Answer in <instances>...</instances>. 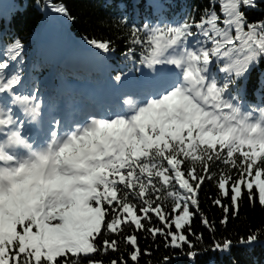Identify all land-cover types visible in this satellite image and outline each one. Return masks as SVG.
<instances>
[{"label":"snow or ice","instance_id":"obj_1","mask_svg":"<svg viewBox=\"0 0 264 264\" xmlns=\"http://www.w3.org/2000/svg\"><path fill=\"white\" fill-rule=\"evenodd\" d=\"M218 2L222 20L210 7L198 20L131 28L125 59L135 63L139 47L149 69H179L172 83L142 98L125 95L124 111L73 119L63 135L64 120L50 115L42 143L29 142L23 126L41 124L45 102L18 67L9 72V60L23 54L20 39L7 46L0 61V264H104L99 257L109 253L117 255L108 264H139L151 254L141 249V234L163 238L166 247L187 245L195 258L189 234L203 240L195 222L217 231L202 208L206 184L222 225L242 204L264 208V107H242L237 85L264 59V19L250 21L242 10L257 0ZM49 7L68 15L63 4ZM197 35L202 40L189 46ZM87 43L99 54L114 51L110 41ZM212 58L223 60V81L208 77ZM112 79L118 88L126 77ZM213 247L227 251L231 241Z\"/></svg>","mask_w":264,"mask_h":264},{"label":"trees","instance_id":"obj_2","mask_svg":"<svg viewBox=\"0 0 264 264\" xmlns=\"http://www.w3.org/2000/svg\"><path fill=\"white\" fill-rule=\"evenodd\" d=\"M10 3L12 0H0ZM23 8L20 10L15 7L14 13H11L12 30L16 38L20 39L23 44V52L25 47L31 43L32 38L28 39V35L41 18V13L48 10L53 13L54 17H58L54 22L57 29L59 26L65 28V33L69 35V39H80L83 44L90 39L110 41L112 49L111 59L126 60L123 56L128 49L130 40V30L126 22L122 23L120 17L130 16L133 12H138L139 20L149 15V11L157 7V0H13ZM132 2V3H131ZM164 2L172 4L179 8H188L192 10V16L197 20L202 12L210 7H214L217 15L223 19V14L219 9V2L213 5L210 0H164ZM63 4L68 9V15L53 11L49 4ZM129 5L130 11L126 10ZM119 6V7H118ZM179 10V9H178ZM177 10V11H178ZM246 17L251 20L264 19V0H257V7L248 9L242 6ZM128 17V18H129ZM127 18V19H128ZM138 25L139 22H132ZM223 26L222 24L220 25ZM35 30V29H34ZM6 32V33H8ZM76 36V37H75ZM58 35L50 36L49 43L55 48H64L61 40H57ZM10 41V40H9ZM12 42V41H11ZM5 39H0V52L4 49L7 51V46L11 43ZM91 46V45H89ZM137 47V53L139 51ZM40 52L35 53L36 57H40L48 62H54V52L50 47L39 48ZM47 54V55H46ZM23 55V54H22ZM20 56L17 62L24 60V56ZM81 57L80 61H74L71 64L64 57L62 60V68L69 72H82L85 64L91 66L88 61H85V56L78 54L75 59ZM263 66V65H262ZM264 67V66H263ZM264 70V69H262ZM249 80L246 87L251 90L256 88V76L254 70L250 72ZM253 88V89H252ZM211 189V191H210ZM214 188L206 184L204 192L201 193L202 208L208 215L209 219L216 223L217 231L212 232L202 226L197 220L194 225V231L197 234H203V240H197L196 236L189 234V240L195 245L194 251H198L195 258H189L186 253L189 251L187 245L183 247H166V242L163 238L153 240L151 236L145 238L141 234L139 244L141 249H149V254H142L139 264H264V208L258 204H242L240 214L236 218H230L225 225L219 223L221 210L211 206L205 198L206 194L211 195ZM227 203V201H225ZM131 231V229H128ZM257 234V239L254 242H247L249 234ZM225 238L231 241V247L227 251L212 250L214 243L224 240ZM252 245L250 249L243 250L242 247ZM123 248V245H121ZM229 252V253H228ZM218 253L221 254L218 255ZM117 254L109 253L105 256H100L104 264H108V260L114 258ZM228 255V256H226ZM182 261V262H180Z\"/></svg>","mask_w":264,"mask_h":264},{"label":"bare ground","instance_id":"obj_3","mask_svg":"<svg viewBox=\"0 0 264 264\" xmlns=\"http://www.w3.org/2000/svg\"><path fill=\"white\" fill-rule=\"evenodd\" d=\"M148 22V16H145V20H144V23H147ZM34 47L38 50L40 47H39V45H38V43L35 41L34 42ZM260 68L261 69H264V67L263 66H260ZM229 253V252H228ZM218 255H220L221 256V254L220 253H218ZM226 256H228V255H226Z\"/></svg>","mask_w":264,"mask_h":264},{"label":"clouds","instance_id":"obj_4","mask_svg":"<svg viewBox=\"0 0 264 264\" xmlns=\"http://www.w3.org/2000/svg\"><path fill=\"white\" fill-rule=\"evenodd\" d=\"M5 151H7V149H5Z\"/></svg>","mask_w":264,"mask_h":264}]
</instances>
